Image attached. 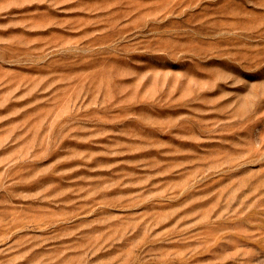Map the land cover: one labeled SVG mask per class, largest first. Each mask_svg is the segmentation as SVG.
Here are the masks:
<instances>
[{"label":"rangeland","instance_id":"rangeland-1","mask_svg":"<svg viewBox=\"0 0 264 264\" xmlns=\"http://www.w3.org/2000/svg\"><path fill=\"white\" fill-rule=\"evenodd\" d=\"M0 264H264V0H0Z\"/></svg>","mask_w":264,"mask_h":264}]
</instances>
